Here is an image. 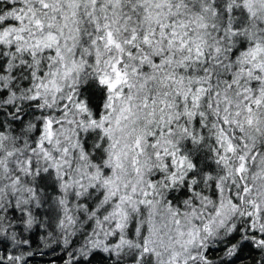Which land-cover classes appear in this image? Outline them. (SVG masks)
<instances>
[{
	"label": "snow or ice",
	"instance_id": "obj_1",
	"mask_svg": "<svg viewBox=\"0 0 264 264\" xmlns=\"http://www.w3.org/2000/svg\"><path fill=\"white\" fill-rule=\"evenodd\" d=\"M0 264H264V0H0Z\"/></svg>",
	"mask_w": 264,
	"mask_h": 264
}]
</instances>
